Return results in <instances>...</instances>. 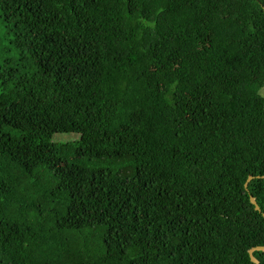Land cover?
Instances as JSON below:
<instances>
[{"label": "trees", "instance_id": "1", "mask_svg": "<svg viewBox=\"0 0 264 264\" xmlns=\"http://www.w3.org/2000/svg\"><path fill=\"white\" fill-rule=\"evenodd\" d=\"M262 177L264 0H0V264H253Z\"/></svg>", "mask_w": 264, "mask_h": 264}, {"label": "water", "instance_id": "2", "mask_svg": "<svg viewBox=\"0 0 264 264\" xmlns=\"http://www.w3.org/2000/svg\"><path fill=\"white\" fill-rule=\"evenodd\" d=\"M262 178H264V177H262ZM252 179H253V177H251V176L247 179V183H245V185H244L245 188L247 187L248 182L251 181ZM249 201H250V203L254 206L255 211L261 213V210H260L258 204L256 203L255 198L252 197V196H250V197H249ZM262 216L264 217V214H262ZM257 251H258V252H259V251L264 252V247H263V246L254 247V248H252V249H250V250L248 251V254H249L250 260H251V262H252L253 264H259V261L253 256V253H254V252H257Z\"/></svg>", "mask_w": 264, "mask_h": 264}, {"label": "rangeland", "instance_id": "3", "mask_svg": "<svg viewBox=\"0 0 264 264\" xmlns=\"http://www.w3.org/2000/svg\"><path fill=\"white\" fill-rule=\"evenodd\" d=\"M72 138H75V136H73ZM72 138H71V139H72ZM65 139H66V138H65ZM65 139L63 138V140H65ZM63 140H62V141H63Z\"/></svg>", "mask_w": 264, "mask_h": 264}]
</instances>
